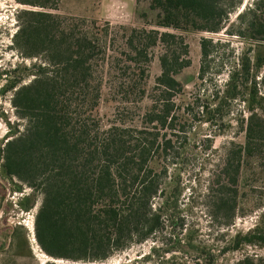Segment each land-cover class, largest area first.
Masks as SVG:
<instances>
[{
	"label": "trees",
	"instance_id": "trees-1",
	"mask_svg": "<svg viewBox=\"0 0 264 264\" xmlns=\"http://www.w3.org/2000/svg\"><path fill=\"white\" fill-rule=\"evenodd\" d=\"M59 1L18 0L30 8L18 12L13 46L22 56L41 60L0 70V93L13 91L11 102L25 121L7 133L0 174L3 181L16 178L17 191L24 185L34 190L21 198L24 210L35 204V192L41 194L35 238L46 254L103 261L133 242L157 237L165 218L181 224L175 221L179 183L172 175L164 187L160 179L168 176L165 160L174 155L171 139L162 132L186 131L191 111L176 110L175 92L186 101V86L196 76L208 77L207 59L214 55L203 38L201 66L193 63L187 35L227 28L243 0H137L140 26L56 12ZM237 17L239 29L226 30L242 38L248 32L251 46L240 54L224 89L213 93V112L233 100L249 112L245 141L228 148L209 201L213 217L225 224L236 214L242 170L264 174V0ZM157 45H162L161 73L150 87ZM135 103L136 116L128 121L123 112ZM104 105L111 110L102 111ZM156 197L162 198L158 205ZM262 217L251 231L237 233L230 249L244 243L264 247ZM13 239L22 245L21 236ZM162 248L153 251H170ZM238 264L264 261L247 256Z\"/></svg>",
	"mask_w": 264,
	"mask_h": 264
},
{
	"label": "rangeland",
	"instance_id": "rangeland-1",
	"mask_svg": "<svg viewBox=\"0 0 264 264\" xmlns=\"http://www.w3.org/2000/svg\"><path fill=\"white\" fill-rule=\"evenodd\" d=\"M257 1L243 0L242 6L230 15L229 30L239 29L237 15L242 10L254 8ZM137 4V0H60L56 12L88 15L113 25L140 26ZM29 8L30 5L22 4L18 0H0V70L13 68L20 63L31 65L41 60L24 57L13 46V36L19 25L18 12ZM227 28L218 33L191 32L187 35L189 56L193 63L200 64L199 67L201 39L206 38L208 49L214 53L207 59L210 74L205 78L196 76V79L186 86V101L183 102L178 92H175L173 101L176 110L186 107L191 111L190 118L184 122L186 131L181 132L177 128L174 131L167 129L162 132L166 133V138L171 139L174 155L165 160L169 168L168 176H160V179L164 187L169 186L172 175L179 183L175 221L181 224L176 225L165 218V225L157 237L133 242L103 261L56 259L46 254L35 238V217L41 194L35 192V204L31 209L24 210L20 206V200L34 190L24 185L22 191H17L15 186L18 180L15 178L3 181L0 174V264H238L239 260L247 256L254 259L255 263L261 258L264 261V247L260 244L244 243L237 250L230 249V243L237 233L251 231L263 218L264 174L255 168L246 172L242 170L236 197V214L230 224L214 218L209 208V201L213 196L212 189L216 187V171L223 163L228 148L232 144L244 143V126L249 114L245 104L239 100L227 101L222 105L220 112H213L214 91L224 89L229 72L238 62L240 54L251 46L248 32L245 38H242L229 34ZM261 51H264V47ZM161 53L162 45L152 49L148 77L150 87L155 85L156 77L161 73ZM218 69H222V73L214 74ZM261 73H264V67ZM3 83L4 80H0V87ZM261 91L264 93V88H261ZM12 94L13 91L0 93V149L7 140L11 125L22 128L25 124L11 102ZM138 105L139 103L132 104L124 110L123 114L128 117V121L135 118L134 111L138 109ZM110 110L111 108L105 105L102 107L104 112ZM176 124L182 123L176 120ZM149 130L152 131V126ZM176 133L179 135L176 136ZM158 141L161 143L162 138ZM161 200V197H156L154 202L158 205ZM15 234L21 236L20 247L16 246L13 239ZM158 245L170 251H153V247Z\"/></svg>",
	"mask_w": 264,
	"mask_h": 264
}]
</instances>
